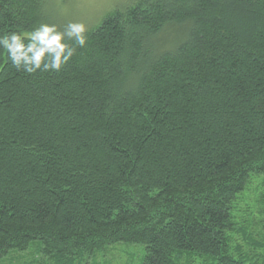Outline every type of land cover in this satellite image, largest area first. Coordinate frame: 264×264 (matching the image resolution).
Wrapping results in <instances>:
<instances>
[{
	"label": "trees",
	"instance_id": "trees-1",
	"mask_svg": "<svg viewBox=\"0 0 264 264\" xmlns=\"http://www.w3.org/2000/svg\"><path fill=\"white\" fill-rule=\"evenodd\" d=\"M41 23L0 0V35ZM86 35L58 73L0 49V259L264 264V0H138Z\"/></svg>",
	"mask_w": 264,
	"mask_h": 264
},
{
	"label": "rangeland",
	"instance_id": "rangeland-1",
	"mask_svg": "<svg viewBox=\"0 0 264 264\" xmlns=\"http://www.w3.org/2000/svg\"><path fill=\"white\" fill-rule=\"evenodd\" d=\"M45 23L55 24L61 30L69 22H84L88 30L100 22L116 8L135 3L138 0H42ZM256 185V182L253 184ZM254 192L248 191L246 198L252 200ZM40 240H34L24 251L11 250L0 259V264H48L39 260ZM144 246L139 243L117 242L107 245L89 258L88 264H142ZM51 262V261H50Z\"/></svg>",
	"mask_w": 264,
	"mask_h": 264
},
{
	"label": "clouds",
	"instance_id": "clouds-1",
	"mask_svg": "<svg viewBox=\"0 0 264 264\" xmlns=\"http://www.w3.org/2000/svg\"><path fill=\"white\" fill-rule=\"evenodd\" d=\"M87 32L84 22H69L63 30L55 24L41 23L27 34L17 31L0 35V49L6 50L17 71L23 69L30 75L37 71L58 73L72 59L77 47L86 46Z\"/></svg>",
	"mask_w": 264,
	"mask_h": 264
}]
</instances>
